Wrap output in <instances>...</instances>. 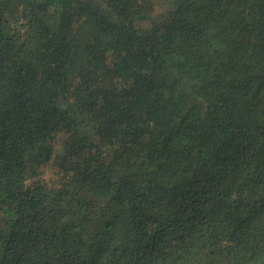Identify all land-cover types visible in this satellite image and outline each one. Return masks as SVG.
<instances>
[{
    "label": "trees",
    "instance_id": "1",
    "mask_svg": "<svg viewBox=\"0 0 264 264\" xmlns=\"http://www.w3.org/2000/svg\"><path fill=\"white\" fill-rule=\"evenodd\" d=\"M0 264H264V0H0Z\"/></svg>",
    "mask_w": 264,
    "mask_h": 264
}]
</instances>
